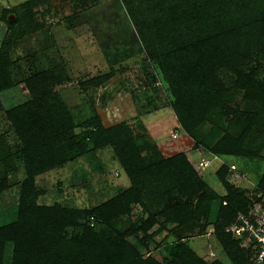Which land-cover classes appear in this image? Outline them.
Here are the masks:
<instances>
[{
	"label": "trees",
	"instance_id": "16d2710c",
	"mask_svg": "<svg viewBox=\"0 0 264 264\" xmlns=\"http://www.w3.org/2000/svg\"><path fill=\"white\" fill-rule=\"evenodd\" d=\"M178 1L173 5L161 1L158 4L161 13L167 9L171 15L147 25L150 48L158 38L159 49L150 58L157 64L161 78L145 64L144 75L139 79L140 89L146 91L150 87L151 93L157 96L159 86L166 85L173 99L170 108L177 124L194 140V147L197 145L220 158H257L264 144V139L258 142L259 137H264L260 131L264 128V84L254 77L252 70L242 72L237 66L249 60L253 50H264V0ZM32 4L31 1L22 5L23 15L31 12ZM8 18L7 14L3 20L11 31L18 16L12 22ZM183 31L188 32L191 42H177ZM8 66L7 54L0 49V90L9 88ZM222 70L234 72L236 76L230 88L219 79ZM39 75L41 79L37 77L27 84L32 100L6 112L22 143L14 156L23 162L27 178L22 185L16 221L0 227V264L7 242L14 245L11 264H223L206 263L181 243L188 232L196 228L204 231L208 226H212L229 264H254L252 244L246 247L241 238L228 231L240 215H248L254 203L227 180L229 165L218 172L226 191L218 197L207 191L185 152L160 160L153 154L147 160L140 155L141 148L134 143L127 127L119 132L118 129L107 131L98 123L94 127L87 124L86 131L77 133L62 103L48 102L51 99L49 83L40 85L44 74ZM134 90L129 91L138 102ZM235 95H240L244 110L234 102ZM154 102L150 98L148 106ZM206 124L211 126L210 132L199 137V130ZM108 139H114L115 152L129 179V188L84 212L57 204L39 207L27 202L26 198L34 192L35 176L73 161L85 154L90 145L95 149L109 144ZM87 140L90 145L85 143ZM167 181L172 185L164 187L161 183ZM150 185H156L155 194H148L144 200L145 192L141 193V189L146 186L148 189ZM256 190L264 196V172ZM180 198L185 202L175 201ZM194 198L196 203L188 202ZM145 202L154 207V213H149L139 226L131 223L126 230H119L117 221L122 216H130L133 204L146 206ZM156 215L164 218L160 224L162 230L167 222L174 223L170 232L176 237L175 245L172 250L167 248L169 256L163 260L149 255L144 258L126 240L128 237L138 240L139 233L155 236L160 229L152 230L157 223ZM92 217L99 223L98 227L81 225V218ZM67 226H78L79 237L66 240L64 228Z\"/></svg>",
	"mask_w": 264,
	"mask_h": 264
},
{
	"label": "rangeland",
	"instance_id": "374dc122",
	"mask_svg": "<svg viewBox=\"0 0 264 264\" xmlns=\"http://www.w3.org/2000/svg\"><path fill=\"white\" fill-rule=\"evenodd\" d=\"M31 1L33 9L23 15L22 5ZM161 1L0 0V49L7 54L10 84L9 88L0 90V227L16 221L22 201V185L27 178L23 162L14 156L22 143L6 112L32 100L27 84L36 81L37 77L41 79L39 74H44L40 85L49 83L47 89L51 99L48 102L62 103L68 118L76 126L75 132L86 131L87 124L94 127L97 123L107 131L118 129L122 132L127 127L132 140L141 148L140 155L147 160L153 154L160 160L185 152L196 175L207 186V191L218 197L226 194L219 180V170L225 165L235 164L236 170L227 172V180L254 202L251 210L264 205V196L261 197L256 190L257 181L264 172V144L257 158H221L205 170H198L197 163L213 154L197 145L194 147V140L180 130L170 108L173 99L166 85L159 86L157 96L151 93L150 87L146 91L140 89L139 79L144 75L145 64L161 78L157 64L150 58V54L159 49L158 38L153 48L147 43L151 42L150 27L147 25L151 26L171 15L167 9L164 14L161 13L158 8ZM164 1L170 5L179 2ZM7 14L18 16L11 31L7 30L3 20ZM186 32L179 34L177 42H191ZM237 69L242 72L252 70L254 77L264 84V50H253L251 58L241 61ZM219 79L230 88L236 76L234 72L222 70ZM130 89H135L139 103L132 98ZM150 98L155 101L152 106H148ZM234 102L244 110L240 95L234 96ZM210 130V125L202 126L199 137L207 135ZM260 131L264 135V128ZM263 139L259 137L258 142ZM113 140L108 139L109 144L95 149L87 140L85 143L90 146L85 154L35 176L34 192L31 194L35 196L27 197V202L39 207L57 204L84 212L129 188L130 182L117 158ZM161 184L166 187L172 182ZM152 186L141 189V193L145 192L142 195L144 200L148 194L154 196L156 185ZM175 201L185 202V199ZM188 202L196 203V198ZM145 204H133L130 216H122L117 221V228L126 230L131 223L139 226L149 213L152 215L154 207ZM155 220L157 223L152 230L159 229L164 218L156 215ZM80 223L99 226L93 217L81 218ZM173 224L167 222L165 230L160 228L155 236L146 237L139 233L138 240L133 237L126 240L144 258L149 255L163 260L169 256L167 248L172 250L175 245L176 237L170 232ZM80 230L78 226L65 227V239L79 237ZM181 241L206 263L218 261L229 264L212 226L204 231L193 229ZM243 244L247 247L244 241ZM13 247L12 242L5 243L1 264H11Z\"/></svg>",
	"mask_w": 264,
	"mask_h": 264
},
{
	"label": "built area",
	"instance_id": "2783aa9c",
	"mask_svg": "<svg viewBox=\"0 0 264 264\" xmlns=\"http://www.w3.org/2000/svg\"><path fill=\"white\" fill-rule=\"evenodd\" d=\"M220 160V157L214 155L201 159L197 163V169L205 170L209 164ZM229 170L235 171V164H230ZM228 231L235 237L241 238L247 246L252 244L254 264H264V205L250 209L247 216L240 215Z\"/></svg>",
	"mask_w": 264,
	"mask_h": 264
},
{
	"label": "water",
	"instance_id": "95a60500",
	"mask_svg": "<svg viewBox=\"0 0 264 264\" xmlns=\"http://www.w3.org/2000/svg\"><path fill=\"white\" fill-rule=\"evenodd\" d=\"M8 20L11 21V22L14 21V16H10V17L8 18Z\"/></svg>",
	"mask_w": 264,
	"mask_h": 264
},
{
	"label": "crops",
	"instance_id": "0c3cea01",
	"mask_svg": "<svg viewBox=\"0 0 264 264\" xmlns=\"http://www.w3.org/2000/svg\"><path fill=\"white\" fill-rule=\"evenodd\" d=\"M10 16H13L12 14L11 15H8V17H10Z\"/></svg>",
	"mask_w": 264,
	"mask_h": 264
}]
</instances>
